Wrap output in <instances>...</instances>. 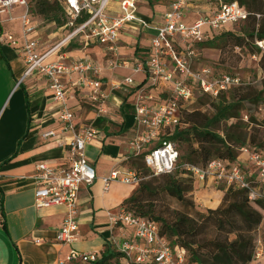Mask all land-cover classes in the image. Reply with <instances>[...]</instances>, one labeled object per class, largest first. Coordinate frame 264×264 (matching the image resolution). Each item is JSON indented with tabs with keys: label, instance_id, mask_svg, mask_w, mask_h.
<instances>
[{
	"label": "built area",
	"instance_id": "obj_1",
	"mask_svg": "<svg viewBox=\"0 0 264 264\" xmlns=\"http://www.w3.org/2000/svg\"><path fill=\"white\" fill-rule=\"evenodd\" d=\"M51 2L56 0H49ZM65 3L68 22L63 27L68 30L66 37L55 47L42 51L40 42L30 37L35 30L31 22L28 0H0V18L8 16L7 21L0 19V44L16 48L25 64L24 77L39 74L47 80L58 108L60 128L47 130L42 137L47 139L68 135L61 143L68 148V163L62 166L42 162L37 165L32 178L35 181V207L45 209L62 206L66 214L58 231L56 240L62 245H71L81 239L79 227V190L82 184L90 185L96 178V171L85 155V147L97 136L92 125H78L75 111L69 101L75 90H85L89 100L98 107L100 113H107L106 104L109 93L104 88L103 78L107 69L129 67L128 62L120 59L119 41L121 34L137 20L138 0H60ZM191 0H171L163 23L157 27L151 40L152 55L147 61L135 59L132 70L135 74L147 76L148 88L136 92L134 102L137 128L130 141L134 157H142L144 166L154 176L172 174L180 153L175 143L162 141L167 129L182 125L183 112L193 103L197 93L217 98L229 90L244 85L238 76L215 73L210 68L195 69V59L199 44L210 41L214 33L223 26H235L248 20L251 14L238 2L223 3L210 7L193 23L185 20ZM117 2L119 13L114 14L111 3ZM25 8L19 17L21 35L16 37L4 28L6 22H13L14 9ZM260 18V15H256ZM82 19V22L78 23ZM146 26V23H143ZM83 36L86 44H98L105 48L108 66L103 67L90 58L67 61L58 56L52 59L57 49L64 47ZM264 50V41L258 42ZM56 54V53H55ZM132 77L115 83L114 89H126L134 85ZM163 89L168 96L157 101L151 90ZM264 118V105L260 108ZM248 121V117L245 116ZM264 131V124H263ZM256 170L254 179L248 172L241 156L234 163L223 159H213L205 166L186 167L195 183L221 187H235L245 190L251 202L264 200V151L256 152L245 146L240 149ZM144 179L135 170L121 173L112 171L102 178L104 191L113 182L126 185L141 184ZM112 220L123 229L130 231L131 239H112L111 248L120 253L119 264H186L187 251L172 246L170 240L160 234V225L149 218L140 217L123 208ZM261 251L257 250L254 262L260 263ZM99 252H80L71 249L67 256L54 264H93L98 261Z\"/></svg>",
	"mask_w": 264,
	"mask_h": 264
},
{
	"label": "crops",
	"instance_id": "obj_2",
	"mask_svg": "<svg viewBox=\"0 0 264 264\" xmlns=\"http://www.w3.org/2000/svg\"><path fill=\"white\" fill-rule=\"evenodd\" d=\"M170 3L171 0H138L137 20L121 34L119 41L120 59L128 62L129 67L107 69L104 74V88L109 93L107 113L98 111L85 90H75L73 99L69 101L77 124L92 125L98 132L85 147V155L97 178L90 185L80 186L78 221L81 239L71 245H62L56 240L65 218V208L37 209L36 185L32 178L37 165L42 162L54 166L68 163V148L61 145L68 140V135L47 140L42 137L43 132L58 131L61 126L53 93L47 80L36 73L24 77L18 85L25 73L24 61L16 48L0 44V264H54L65 258L71 249L101 253L106 247H111L112 239L119 242L131 239L130 231L121 228L112 217L125 208L124 202L137 192L138 187L113 182L109 190L104 191L102 178L114 170L121 173L131 170L129 163L135 157L130 141L137 128L136 92L148 88L147 76L135 74L132 67L135 59L147 61L151 57V40L157 27L163 23ZM189 3L185 17L188 23H193L212 5L211 0H191ZM110 7L114 14L119 13L117 2L111 3ZM24 12V7H16L13 12L16 20L4 23V28L9 27L16 37L21 35L19 17ZM0 19L7 21L8 16H1ZM31 22L35 30L30 37L40 42L44 52L58 45L68 33L63 26L57 27L59 32H52L48 35L50 40L46 41L36 20L31 18ZM15 25L18 29H13ZM59 36V41L51 45L50 42ZM71 45H79L80 48H71ZM55 53L52 59L60 56L71 62L90 58L103 67L108 66L105 48L98 44H86L83 36ZM127 77L134 79V85L126 89L113 88L115 83H121ZM151 92L157 101L168 96L163 89ZM241 160L255 179V168L244 155ZM193 195L199 208L207 210L220 207L225 192L217 186L196 182Z\"/></svg>",
	"mask_w": 264,
	"mask_h": 264
},
{
	"label": "trees",
	"instance_id": "obj_3",
	"mask_svg": "<svg viewBox=\"0 0 264 264\" xmlns=\"http://www.w3.org/2000/svg\"><path fill=\"white\" fill-rule=\"evenodd\" d=\"M232 2H238L251 14L246 22L253 19L257 26L251 36L255 35L258 42L264 41V0L225 1V3ZM36 5L41 15L56 21L59 26L67 24L68 13L63 1L37 0ZM256 15H260V18H257ZM80 22H82V19L78 21V23ZM230 29H223L218 33H214L210 41L198 46H203L223 34H228L231 31ZM247 95L249 94L241 96L236 103L226 104L224 102L218 106L217 117L214 121L201 124L194 120L187 129L177 127L165 130L162 141L158 143V146H161L163 141L176 143L195 138L199 147L188 153L187 160L193 164L201 163L200 166L207 165L213 159H223L229 163H234L240 157V149L245 146L256 152L264 151V141L258 142L255 135L248 137V133L242 131V126L235 125L231 127L225 137L210 129L213 124L222 120L239 118L238 111L242 107L241 102L249 100ZM250 122L255 123V119L251 117ZM233 131L236 134H233ZM135 159L143 162L141 156ZM136 164L133 162V165ZM131 170L139 173L138 168H131ZM182 172L187 174L190 179L173 177L176 173L175 170L172 174L162 175L167 179L162 185L158 186V189H161L162 193H168L175 197L184 207L191 209V212L187 210L176 212L175 221L182 224L187 230L184 234H180L171 222L169 223L165 219L155 216L156 204L144 200L141 191L149 192L150 187L148 184H142L141 182L140 189L131 198L127 199L123 206L137 216L156 221L160 225V234L168 239H173V241H170L173 247L179 246L187 251L186 264L253 263L256 250L255 231L263 222L262 213L253 204L264 211V200L251 202L245 190L235 187H221L220 189L225 192L221 206L217 209H208L206 213H203L197 208L193 200L185 196V193L190 190L188 186H190V183L192 186L195 181L187 170ZM188 182L190 183L188 184ZM232 236L234 239H232ZM120 258V253L111 247H106L101 252L98 261L93 264H107L112 260L119 264Z\"/></svg>",
	"mask_w": 264,
	"mask_h": 264
},
{
	"label": "rangeland",
	"instance_id": "obj_4",
	"mask_svg": "<svg viewBox=\"0 0 264 264\" xmlns=\"http://www.w3.org/2000/svg\"><path fill=\"white\" fill-rule=\"evenodd\" d=\"M32 1L33 0H28L30 4V16L38 23L43 40L49 41L48 35H51L52 32L58 33L59 30H57V27L59 28L60 26L56 21H52L41 15L37 9V0ZM211 1V6L217 7L221 1L225 3V1L231 0ZM203 14H205V12H203ZM5 16L6 15H3L2 17L5 18ZM17 27L18 25H15L13 29H18ZM227 27L223 26V29L226 30ZM229 28H231V31L228 32V34H223L212 42L196 47L199 54L195 59V69L202 67L210 68L218 74L238 76L243 80L244 85L239 89L229 90L217 98L197 93L195 101L186 106L183 112L182 125L178 128L187 129L194 120L201 124L214 121L217 117L218 106L224 102H226V104L236 103L241 96L249 94L247 95L249 100L241 102L242 107L238 111L239 118L222 120L213 124L210 129L222 135V137H225L231 127L235 125L242 126V131L248 133V137H250V135H255L258 142H263L264 131L262 127L264 118L260 113V108L264 104V50L259 46L257 37L255 35L251 36L253 35V30L257 28L256 22L250 19V21L246 23H240L234 27L229 26ZM6 29L8 31L11 30L9 27H6ZM60 38L59 36L54 41L50 42L51 45L59 41ZM70 47L75 49L80 48L79 45H71ZM98 64L101 65L100 63ZM245 116L248 117V121L245 120ZM251 117L255 119V123L250 122ZM232 133L236 134L234 131ZM156 144L158 143H155V145ZM175 144L180 151V159L173 177H182L189 180L190 178L188 175L184 174L182 171H186V167L189 165H202L201 163L193 164L187 160L188 153L193 149H197L199 144L195 138L189 141H178ZM241 155L242 153H239V156ZM133 162L137 164L133 165ZM129 166L130 168H138L140 175L144 179L142 184L149 185V192L145 190L141 191L144 200L152 201L156 204L155 216L161 217L169 223L171 222L172 225L178 229L180 234H184L187 230L182 224L175 221L176 212L178 210H187L191 212V209L189 207H184L175 197H172L168 193H162V190L158 189V186L162 185L167 177L162 175L154 176L140 160L133 159L129 163ZM189 183L190 182H188V184ZM133 186L138 187L139 190L141 185L137 184ZM188 188H190V190L185 193V196L193 200L199 210L206 213L208 209H200L195 195H193L195 192V183H193L192 186L190 183ZM253 206L258 208L263 215V222L255 231V252H257V250L263 252L259 264H264V211L255 206V204H253ZM232 239H234L233 236ZM169 240L173 241L172 238H169ZM107 264H117V262L112 260ZM253 264L258 263L254 262Z\"/></svg>",
	"mask_w": 264,
	"mask_h": 264
}]
</instances>
